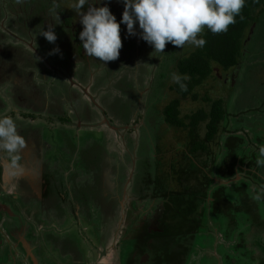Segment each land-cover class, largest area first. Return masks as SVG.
I'll return each instance as SVG.
<instances>
[{
  "label": "rangeland",
  "instance_id": "1",
  "mask_svg": "<svg viewBox=\"0 0 264 264\" xmlns=\"http://www.w3.org/2000/svg\"><path fill=\"white\" fill-rule=\"evenodd\" d=\"M108 7L116 16L117 21H120L124 11L123 4L120 2V5L118 6L119 8H115L114 3L111 2L110 6ZM205 33L206 29L201 34V36L204 37ZM144 43L146 50L151 47L146 42ZM256 44L257 48L255 49ZM260 45L263 46L264 43H250L248 46V52L244 59L245 63L242 66L243 72H247V74H245L246 78H241L243 80H239L238 85L241 86H238V92H240L239 90L247 89L250 80L254 78L252 76H248L250 69L256 66V70L258 72H264V56L263 59L258 57L264 52H262L263 48ZM258 48L261 50L256 52L258 51ZM252 52L254 53L251 54ZM150 56L151 52H144L142 51V48H140L139 55L138 50H136L127 56L128 61L124 60L123 62H120L119 60L117 65L112 66L108 64L105 71L101 70L102 73L100 75L102 76L98 82L96 81V87L102 91V99L103 96L106 98L104 103L109 104L105 107L106 115L103 114V121L101 118L98 117L95 119V116H93L90 118L89 125H86L85 122L82 123L85 121L84 117L81 118L83 115L79 114L78 117H76L77 113L81 112L78 106V109L75 108L77 111L74 113L75 115L73 113L68 114L71 118H73L75 124H77V127L71 125L70 127L65 128V126H63V124H65L63 122L64 114L56 111L55 109L57 107H42V104H44V97L40 99L39 102L41 103L37 106L41 109L36 111V115H31V118L28 115L29 113L27 112V109V111L23 108L20 109L19 107L15 109V106L7 108L6 114L3 115L11 116L14 119H21L20 117H22L23 119H21V124H25L28 129L31 125H33H30L29 122L39 123L42 125L36 130L30 129L32 136H34V138L36 136V139L39 140V145L42 147V152L37 149L38 147L36 146V143L27 145L29 148L24 150V153L27 157V161L23 162L27 169L25 172H28L27 174L29 175L32 174L31 177L33 183H31L33 189H36V191L38 190V193H41L42 185L45 184V176H39V172L37 171V165H39V163L43 161L46 162V174L49 173V170L54 171L51 172L50 176L54 177L55 182L50 181V185L55 194V199L51 200L49 198L47 200L50 201V205H54L56 208L53 217L51 220L46 219L44 221V231L42 232H37V229L39 228L38 223L30 225L32 231L35 233L33 239L29 236V239H31L30 241H32L31 245L35 248L36 242L38 241V244H41L42 246H38L37 249L35 248L39 258L41 257L40 252H43V248H46V251H44L45 254L53 257L50 260L52 264H116L118 262L119 254L123 251V246L125 248L131 240L130 235L127 236L126 233L124 234V225H126L124 218L126 214L121 213V218H123H120L118 223L114 216L110 217L108 205L105 204L106 196L104 191L102 187L97 185L100 182V176H98L97 173L101 169V163L99 164L95 175H87L82 173L85 172L86 169L92 168L95 166V164L99 163L102 157L101 153L105 152L104 146L91 142L94 139L98 142L105 139L107 143H111L112 141L114 144L113 146L110 145L112 147H110L109 162L112 161L113 164L117 163V168L115 166L116 164L111 166L112 171L114 170L115 173L113 172L111 173V176H108V184H111L112 188H114V185H117L120 190H123V187L127 186V183L131 178L130 176L132 173L131 171H133V167L135 169V173H139L141 177H145L147 174L149 169L147 170L148 161L146 160V156L149 154L146 150V141L149 140L150 136H153L154 134L152 130L153 126L158 124V121L155 118L156 116L154 117L153 115L156 111V106L158 105L156 102L154 105L152 104L150 107H148V103H144L145 107L147 108L146 113L145 108H141L140 110L133 107V105L131 106L128 104L129 102L131 103L132 100H130L127 95L124 96V90L128 85H133V78L136 74H144L147 71L146 61ZM123 64L127 68H125ZM51 65L53 66L55 64L51 63ZM257 71H255V73ZM218 72L219 78H217V80L214 79L212 84L216 85L217 89L219 88L224 93L229 92L230 89H227L228 85L223 83L222 73L224 72L222 70ZM43 74L44 77H46V82L45 85H43V89H45L49 98L53 100V103H55L57 100L61 101V99L64 101L65 98H71L73 100L77 98L75 91L71 88L70 84L73 83V81L69 77L71 75H69L68 72L66 75L50 68L46 71L43 69ZM34 78L36 84L41 82L39 75H34L33 79ZM28 81L29 78H26L24 83L29 84ZM252 81L253 83L250 86L254 87L253 89L258 93L254 95L253 102L243 103V101L239 99V95L238 97H232L234 94L230 93L228 103L232 111L230 120L232 131L236 128V126H242L245 128L248 134L240 132L238 135H240V137L244 138L246 141H250V139L253 140V144L257 145V143L259 144L261 141L264 142V116H261V110L264 111V87L262 85L264 84V79H260L259 82L255 81V79ZM139 82H141L140 85H142V81L139 80ZM63 83H66L67 85H63ZM91 85L89 86L90 88ZM109 87L110 89L108 90ZM7 90L10 94L13 92L12 88H7ZM114 90L117 93H109L113 92ZM106 92L108 94H106ZM152 94L153 95H151L149 99L155 98V93L152 92ZM241 103L243 104L241 105ZM66 104L67 103L60 102L59 105L62 108L59 107L58 109L64 110L67 113L69 110H75L69 107L67 109ZM144 104H141V106L144 107ZM167 104L168 102H166L164 105ZM200 106H202L200 102H194L193 100L185 102L182 106V115H189L192 113V111L197 110ZM50 112L53 113L52 117L50 116ZM57 112L60 115H58ZM145 113L147 114L146 117ZM25 116L28 117L24 118ZM106 117H108L110 122L104 120H107ZM239 119L241 121H238ZM80 120L82 121L80 122ZM55 121L59 122L57 124H61L63 128H57V125L53 123ZM92 122H95L98 125H94ZM141 124L144 125L141 126ZM113 128H116L117 130ZM76 129L79 130V132L75 131ZM38 130H40V132ZM24 131H27V129L24 128ZM97 132H100L103 134V136L94 134ZM202 133L204 134V130H202ZM38 135H41L40 139L38 138ZM159 137L161 140L160 147L162 150V154H160L161 162L166 164L167 160L172 158L176 161H180L181 157L171 156L170 154L177 147L176 140L181 147L180 149H184L186 134L183 131L167 129L164 127L161 130ZM91 145L95 146L92 148L90 147ZM106 149L108 150L107 146ZM243 150L244 153L248 155V157L253 156L255 151L259 153V150L251 147L249 144L245 145ZM129 153L135 154L136 159H138L139 166H135V163H132L133 159L131 160ZM260 160H264V158L261 157ZM259 166L264 167V163H260ZM42 167H44V165ZM55 170L62 171V180L61 174L57 175ZM260 171L261 173H264V168H260ZM68 172L70 173L68 174ZM90 175L91 177L89 178ZM249 178L250 177H247V184L251 188L249 190L254 193L255 179L254 177H251V179ZM238 181H241V179H238ZM159 182V185H165L167 183L164 175L159 179ZM221 183L228 182L223 181ZM29 192H31V190L25 187L22 188V197H24V200L21 199V202L17 203L15 208L16 213L20 214L22 216V220L27 224H29V222L26 220V218H24L25 213L36 210V206L32 207V203L30 202L29 204L27 202L29 198L26 195ZM251 192H248V194L251 195ZM57 194L65 197L68 196V198L80 203L81 206L78 208L79 213H77L78 217L73 218L70 216L69 202L60 201L62 199L58 200L56 197ZM33 196L35 198L36 193H34ZM109 201L111 202L112 200ZM113 202L114 200L112 203ZM152 204L154 208L155 202H152ZM39 205L44 204L39 202ZM142 207L140 208L142 209ZM255 207L257 208V213L255 212ZM140 212V209H133V212L130 214H132V217H136L137 215H140ZM234 212L235 209L231 207L229 208L227 215L232 216L231 214ZM1 213L2 212L0 211V264H20L21 260L17 258L18 254L21 253V255H26L25 251L28 249V245L26 242L21 244V241H18V239L13 235V230L16 226L15 223L18 221L14 220L13 218H8L6 215H1ZM238 214L242 220L245 219V221L249 222L250 224L253 223V225H256L257 223L262 222V218L264 216V200L262 199L260 208H258L257 203L254 206H251L245 202L243 207L239 209ZM220 216H223V211L220 214L214 216V218H212L213 216L206 211L203 220L205 219L204 221L207 222V225L204 224L202 227L205 228L207 226L211 229H218L220 225L216 223V220H220ZM2 224L4 225L2 226ZM129 232L130 231L128 230L127 233ZM200 237L201 236H198L197 238ZM53 238L55 239V242L51 240ZM198 245L203 246L201 243H198ZM195 254L198 255L197 258L201 264H210L209 261L211 259L209 258L205 257V259L202 261L200 260L203 256L201 254V250L195 252ZM199 261L196 263L189 262L188 264H199ZM21 264L24 263L21 262Z\"/></svg>",
  "mask_w": 264,
  "mask_h": 264
},
{
  "label": "flooded vegetation",
  "instance_id": "2",
  "mask_svg": "<svg viewBox=\"0 0 264 264\" xmlns=\"http://www.w3.org/2000/svg\"><path fill=\"white\" fill-rule=\"evenodd\" d=\"M111 2L114 3L115 8H119L118 6L120 5V0H111ZM72 3L73 0H55V2L54 0H0V117L6 114L7 108H10L12 106H15V109L18 107L20 109L21 108L25 110L27 109L28 111L27 110L26 111L29 113L28 114L29 117L31 115L32 116L36 115L37 114L36 111H39L41 109L37 107L41 103L39 101L41 98L44 97L43 98L44 104H42L43 105L42 107L45 106L52 108L57 107L55 110L59 111V113L61 114H64L63 122L65 124H63V126H65V128H68L71 125L77 127V124H75L73 118H71L68 114L70 113L74 114L75 112H77L75 108L78 109V106L81 112H78L76 117H78L79 114H82L83 116L81 118L84 117L85 120L82 123L85 122L86 125H89L90 118H92L93 116H95V119L99 117L103 121V114L106 115L105 107L109 104L104 103V100L106 98H104L103 96L102 99L101 96L102 91L96 87V81L98 82V80L102 76L100 75L102 73L101 70L105 71L108 64L112 66L117 65L119 60L120 62H123L124 60L128 61L127 56L131 52H134L136 50H138V55H139L140 48H142V51L144 52L147 51L151 52V56L147 58L146 61L147 71L144 74H136L134 76L133 85H128L125 88L124 96L127 95V97L130 100H132L131 103L129 102L128 104H130L131 106L133 105V107L140 110L141 108L143 109L145 108V112H146L145 105L144 107H142L141 104L147 103V101L150 100L149 97L153 95L152 92L156 94V89H157L156 81H154L155 78L153 75V69L149 67V65L151 66L150 58H153V56H155L153 47H149V49L146 50L144 41H142V39H140L138 35L135 37L128 36L126 25L122 24L121 39H122L123 47L120 51V56L118 60L111 61V63L106 62L103 64L101 61L98 60V58L95 60L87 57L85 54V50L82 47V42L79 40V34L83 30L82 25L79 23L80 18L77 16V14L74 11L71 10ZM94 6L100 7L102 6V4L98 3ZM107 6H110V3L107 4ZM54 7L56 8L57 11H59L58 15L60 18L57 17L51 11ZM84 11H86V9H84ZM50 25L54 27L55 34L57 35V40L55 43L48 42L41 35L42 29L47 31ZM137 31L139 32L138 25H137ZM253 33L256 34L255 32ZM139 43H141L142 45ZM248 43H253V42H248ZM56 48H59L60 51L58 53L53 54L54 49ZM185 48L192 49L193 51L196 50V48L190 45H186ZM253 53L254 52H252L251 54ZM51 63H54L55 65L52 66ZM123 66L127 68L124 64ZM50 68L52 70H55L60 73H64L66 75L68 72V74L71 75L69 77L71 78L73 83H71L70 85L71 88L75 91V95L77 97L75 100L71 98H65L64 101H62L63 99H61V101L57 100L55 101V103H53V100L49 98L45 89H43V85H45L46 82V77H44L43 69H45L46 71ZM218 71H220V69ZM223 72H224L222 73L223 83L228 85V89H231L232 84H234V87L237 85L236 83L239 81L236 79H238L239 77L244 79L246 78L245 74H247V72L245 73L240 72L237 75L234 74L233 71L230 72L223 71ZM34 75L36 76L39 75L41 82H38L36 84L35 78L33 79ZM255 75L258 76L257 79L260 80L263 79L264 72H256ZM26 78H29L28 81L29 84L24 83ZM218 78H219V72H218ZM139 80L142 81V85H140L141 82H139ZM90 82L92 85L90 84ZM250 82L252 84L253 82L252 79L250 80ZM64 84L67 85L66 83H63V85ZM90 85L91 88L89 87ZM7 88H12L14 93L13 92L11 94L8 93ZM109 89L110 87L108 88V90ZM161 91L163 90H159L160 93ZM109 93L114 94L117 92H115L114 90L113 92H109ZM106 94L108 93L106 92ZM169 94L170 96L163 100L162 102L163 105L166 102H170L172 98L175 95H177V93L175 92H169ZM240 100H242V96ZM60 102L67 103L66 104L67 109L69 107L75 110L73 111L69 110V112L67 113L64 110L58 109L59 107L62 108L59 105ZM59 113L58 115H60ZM52 114L53 113L50 112L51 117ZM261 116H264V111L262 110H261ZM26 117L28 116H25L24 118ZM20 118L23 119L22 117ZM106 118L107 120L106 119L104 120L110 122L108 117ZM21 119H14L18 128L17 129L18 132L26 139L27 145H32V143L33 144L36 143V146L38 147L37 149L40 150V152H42L41 150L42 147H40L41 145H39L40 144L39 140L36 139V136L34 138V136H32V134L30 133V129L36 130L38 129V127L42 125L39 123L29 122L30 125L31 124L33 125H31L28 129L25 124L24 125L21 124ZM81 121L82 120H80V122ZM53 123L57 125V128H63L61 124H57L59 122L55 121ZM92 124L98 125L95 122H92ZM142 125L144 124H141V126ZM24 128H26L27 131H24ZM38 131L40 132V130ZM75 131L79 132V130L77 129ZM94 134H99L103 136V134H101L100 132ZM41 135H38L39 139ZM176 142H177V147L170 155L182 157V150L180 149L181 147L177 140ZM91 143H98L104 146L105 152L101 153L102 157L99 163L95 164V166H93L92 168L86 169V171L83 172L82 174L95 175L96 170H98L99 164L101 163L100 165L101 169L97 173V175L100 176L99 178L100 182L97 185L102 187L104 191V194L106 196L105 204L108 205L109 215L110 217L114 216V218L117 220L118 223V220L121 218V213L126 214L124 218V221L126 223V225H124V230H125L124 234L126 233L127 236L128 235L131 236V240L129 241L127 246L125 248L123 246V251L119 254L118 262L116 264H129L130 262H133V260L137 257H139L138 264H154V263L156 264L154 260V256L157 254V252L159 253L162 248L158 244V241L160 240V235L163 231L164 221L166 222L167 220L166 215H164V211H165L164 200L166 199V197H162V195L158 192L159 190L157 189V186L150 183L151 177L149 174L145 175V177H141L139 173H135L134 167H133V171H131L132 172L130 176L131 178L127 183V186L123 187V190H120L117 185H114V188H112L111 184L110 185L108 184L109 183L108 176H111V173L113 172L115 173L114 170L112 171L111 166L116 164L115 166L117 168V163L113 164L112 161L109 162V152H110V147H112L114 144L112 141L111 143L109 142L107 143L105 139L99 142L94 139ZM150 143L148 142V140L146 141V145H147L146 150L148 154L151 156L149 157V161L147 163L151 165L153 163L152 160H156L158 155L155 154V148ZM94 146L95 145H91L90 147L93 148ZM106 146L108 147V150L106 149ZM129 155L131 160L133 159L132 163L133 164L135 163V166H139L138 159H136L135 154L129 153ZM22 156H23L22 162L27 161V157L24 152L22 153ZM43 162L37 165L38 168L37 171L39 172V176H45L44 170L46 168L45 166L46 162L45 161ZM43 165L44 167H42ZM241 168L242 170L240 169V167L237 168L238 170L241 171L240 172L238 171L236 177L231 181H229L227 185L239 186L240 182L248 183L247 177H250L249 179L253 177L250 173L244 171L248 168H245V166ZM51 172L54 171L49 170L47 179L51 182H55L54 177L50 176ZM61 172L62 171L55 170V173L57 175L61 174V180H62L63 177ZM27 173L28 172H25L23 176L11 182L7 181L3 176H0V211L2 212L1 215H6L8 216V218H13L14 220L18 221L15 223L16 226L14 227L13 235L18 239V241H21V244L23 242L24 243L26 242V244L28 245V249H26L25 251L26 255L24 254L21 255V253L18 254L17 258L20 259L21 262H23L24 264H52L50 260L53 257L49 256L48 254H45L44 251H46V248H43L44 251L40 252L41 257L40 258L38 257V253H36L35 248L37 249L38 246L39 247L42 246L41 244H38L37 241L36 247L34 248V246L31 245L32 241H30L31 239H29V236L33 239L35 234L30 226L31 224L38 223L39 228L37 229V232H42L44 231V225H43L44 221L46 219L51 220V218L53 217L56 208L54 207V205H50L49 203L50 201L47 200L49 198L51 200H54L55 194L52 188L50 187L51 185L49 184L48 180H47L48 181L47 184L45 183L44 185H42L41 193H38V190L36 191V189H33L32 186L33 183L31 177L32 174L30 173L31 175H29ZM69 173L70 172H68V174ZM91 175L89 176V178L91 177ZM241 178H243V180ZM238 179H241V181H238ZM23 187L31 190V192H29L26 195L29 198L27 202L29 204L31 202L32 207L36 206V210L28 211L24 215V218H26L29 224L25 223L22 220V216L16 213L15 211L17 203H20L21 199L24 200V197H22ZM34 193H36V196L38 198L36 196L34 198L33 196ZM209 196L210 197L208 199V202L211 198V194ZM56 197L58 200L62 199L60 201L69 202L70 216H72L73 218L78 217L77 215V213H79L78 208L79 206H81L79 202H76L73 199L68 198V196L65 197L60 194H57ZM37 199L39 202L43 203L44 205H39ZM109 200L112 201L114 200V202L112 203V201L110 202ZM152 202L153 203L155 202L154 208L152 206L153 205ZM211 202L212 203L209 206V209L211 210L210 214L214 215L212 210L213 199ZM140 207H142V209ZM133 209H140L141 210L140 215H137L136 217H132V214L130 213L133 212ZM200 211L199 213L201 214V216H203L202 213L205 214L206 211L209 212L207 206L201 209ZM222 211H223V207H222ZM219 213H221V211H219ZM174 220H177V218L176 219L174 218ZM192 220L195 221L197 219L196 217L195 218L192 217ZM184 224L187 225L186 222L184 221H180L176 223V226L178 227V234L180 235L183 234V231L186 232L187 230V229L183 230L182 225ZM3 225L4 224H2V226ZM128 230L130 231L129 233H127ZM51 240L55 242L54 238ZM141 252L143 254L140 255ZM190 256L191 254H189L186 257L188 258ZM129 257L132 258L131 261H129ZM179 259H180L179 256H176L175 260H173L172 263H178ZM15 261L17 262L16 259ZM97 264H103V263H97Z\"/></svg>",
  "mask_w": 264,
  "mask_h": 264
},
{
  "label": "trees",
  "instance_id": "3",
  "mask_svg": "<svg viewBox=\"0 0 264 264\" xmlns=\"http://www.w3.org/2000/svg\"><path fill=\"white\" fill-rule=\"evenodd\" d=\"M202 38L206 40L203 48H196L193 51L168 44L163 54L155 52V56L150 58L151 66L149 65V67L153 69L157 89L155 98L150 99L147 106L150 107L157 102L158 106H156L153 115L156 116L158 124L153 126L154 134L150 136L148 142H151L150 144L155 148V154L158 157L156 160H152L151 165L147 163V170H149L146 175H150V183L157 186L162 197H166L164 215L167 217L158 241L162 248L154 256L156 264L188 263V260L185 259L186 256L194 252L190 250L191 246L188 244H193L196 240L197 229L201 226L200 222L193 221L192 217L206 207L212 189H214L211 194L214 216L220 214L219 211L222 212L224 203H229L230 200L239 201L244 192L248 200H253V196H255L248 194L251 192L249 190L251 188L245 182H240L239 186H227L221 182H229L234 179L238 171H241L237 169L238 167L242 169L241 167L246 165L253 167L254 164L257 166L260 164L259 153L255 151L253 156L248 157L244 153L243 147L249 144L260 150L261 147H264V142L261 141L255 145L253 140L246 141L240 137L238 135L240 132L248 134L245 128L240 125L232 131V126H230L232 111L228 103L230 93L234 94L232 97L239 95V99L243 95V103L253 102L254 95L258 93L253 89L254 87L250 86L251 82L247 89L238 92V86L241 85H238L239 82L236 81L237 85L234 87L232 84L231 89L226 93L217 89L212 82L214 79L217 80L219 69L225 72L233 71L236 75L243 72L242 66L245 63L244 59L250 44L248 42L264 43V0H246L241 14L236 17V23L229 26L227 33L213 34L206 29ZM261 47L263 52L264 45ZM260 50L258 48L257 52ZM262 54L258 56L261 59L264 56ZM255 71H257L256 66L250 69L248 76L254 77L252 80L255 79L259 82ZM173 74L181 78L180 83L173 81ZM239 80L241 77L238 78ZM181 84L186 87L182 88ZM262 85L264 87V84ZM159 90L163 91L160 93ZM169 92H175L177 95L166 106H163L162 102L170 96ZM191 100L200 102L202 106L192 111L191 114L183 116L182 106ZM164 127L183 131L186 134L180 161L172 158L167 160L166 164L161 162L159 154L162 150L159 134ZM202 130H204V134ZM44 173L47 184L49 180L46 168ZM163 175L167 183L159 185V179ZM49 184H51L50 181ZM174 218H180L187 224L182 225L183 230L187 229L186 232L183 231L182 235L178 234L176 226L179 220H174ZM142 252L140 255L143 254ZM176 256L184 259L183 262L172 263ZM131 260L132 258L129 257V261ZM138 261L139 257L130 263L137 262L136 264H138Z\"/></svg>",
  "mask_w": 264,
  "mask_h": 264
},
{
  "label": "clouds",
  "instance_id": "4",
  "mask_svg": "<svg viewBox=\"0 0 264 264\" xmlns=\"http://www.w3.org/2000/svg\"><path fill=\"white\" fill-rule=\"evenodd\" d=\"M120 2L124 6V11L119 22L107 6L111 0H73L71 6V10L80 18L79 23L83 30L79 34V40L86 56L95 60L98 58L103 64L116 61L120 56L123 47L122 24L126 25L128 36L138 35L154 48V52L163 54L168 44L180 49H184L186 45L203 48L206 40L201 34L205 29L213 34L227 33L229 26L236 23V17L241 14L246 4V0H120ZM98 3L105 6H94ZM51 11L59 17V11L55 7ZM41 35L50 43L57 40L52 25L47 31L42 29ZM59 51V48H56L53 54ZM172 79L180 83L181 78L173 74ZM181 87L186 86L181 84ZM26 148L27 141L19 134L15 120L11 116L0 117V176L11 182L25 173L27 169L22 162V153ZM259 155L264 158V147L260 148ZM259 162L264 163V160ZM262 198L264 190H261V194L253 196L256 201Z\"/></svg>",
  "mask_w": 264,
  "mask_h": 264
},
{
  "label": "crops",
  "instance_id": "5",
  "mask_svg": "<svg viewBox=\"0 0 264 264\" xmlns=\"http://www.w3.org/2000/svg\"><path fill=\"white\" fill-rule=\"evenodd\" d=\"M258 166L257 164H254L253 167H248L246 165L245 168L248 169L244 170L245 172L250 173L255 179V192H251L252 195L261 194V190H264V173H261L260 171V168L262 169L264 167ZM241 179L243 180V178ZM227 184L228 183H225V185ZM213 192L214 189L211 194ZM262 199L264 200V198ZM262 199L260 201L248 200V197L244 192L239 201L230 200L231 202L229 203L225 201L226 203L223 204V216H220V220H216V223L220 225L216 230L207 226L205 228L202 227L204 224L207 225V222L204 221L205 219L203 220L204 213H202L203 216H201V214L197 212L193 218L196 217L200 222L199 224L201 226L198 228V236L201 235V237L196 238L193 244H188V246H191L190 250L194 251L191 253L190 257L185 258L188 260V263L198 262V255L195 254V252L201 250L203 256L200 260L202 261L205 257L209 258L211 259L209 261L210 264H264V216L262 222L253 225V223L250 224L249 222H246L245 219L242 220L238 214L239 209L243 207L245 202L251 206H254L257 203L258 208H260ZM211 201L212 197L206 205L209 214L211 213V210L209 209V206L212 203ZM231 207L235 209V212L231 214L232 216H228V210ZM255 212L257 213L256 207ZM212 216V218H214V215ZM177 220H179V222L181 221L180 218H177ZM198 243H201L203 246L198 245ZM181 259L182 258L179 259V262H183L184 259ZM199 264H201V262Z\"/></svg>",
  "mask_w": 264,
  "mask_h": 264
},
{
  "label": "bare ground",
  "instance_id": "6",
  "mask_svg": "<svg viewBox=\"0 0 264 264\" xmlns=\"http://www.w3.org/2000/svg\"><path fill=\"white\" fill-rule=\"evenodd\" d=\"M194 132V131H193ZM191 192V191H190ZM1 228V227H0Z\"/></svg>",
  "mask_w": 264,
  "mask_h": 264
},
{
  "label": "water",
  "instance_id": "7",
  "mask_svg": "<svg viewBox=\"0 0 264 264\" xmlns=\"http://www.w3.org/2000/svg\"><path fill=\"white\" fill-rule=\"evenodd\" d=\"M223 184H225V183H223Z\"/></svg>",
  "mask_w": 264,
  "mask_h": 264
}]
</instances>
